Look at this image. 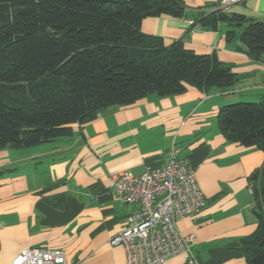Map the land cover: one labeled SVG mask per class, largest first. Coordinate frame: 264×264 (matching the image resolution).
<instances>
[{"label":"crops","instance_id":"obj_1","mask_svg":"<svg viewBox=\"0 0 264 264\" xmlns=\"http://www.w3.org/2000/svg\"><path fill=\"white\" fill-rule=\"evenodd\" d=\"M218 1L183 0L185 16H147L140 29L168 44L191 28L184 46L214 52L237 73L233 86L152 94L74 123L68 135L0 149V264L28 247L61 248L68 264H126L123 247L109 239L138 207L116 197L113 179L164 166L172 145L193 167L206 205L176 222L182 235L195 237L190 252L162 264H247L240 241L257 225L247 182L264 151L226 139L216 113L229 102L264 99V64L248 57L238 33L226 40V22L190 27L187 19ZM226 11L264 21V0H237Z\"/></svg>","mask_w":264,"mask_h":264},{"label":"trees","instance_id":"obj_2","mask_svg":"<svg viewBox=\"0 0 264 264\" xmlns=\"http://www.w3.org/2000/svg\"><path fill=\"white\" fill-rule=\"evenodd\" d=\"M216 5L190 27L227 23L243 51L264 64V21ZM183 0H0V149L23 148L72 132L103 109L187 85L226 89L238 75L214 52L144 33L147 16L182 17ZM216 125L228 140L264 151V99L221 105ZM255 230L241 238L247 264H264V161L249 176Z\"/></svg>","mask_w":264,"mask_h":264},{"label":"built area","instance_id":"obj_3","mask_svg":"<svg viewBox=\"0 0 264 264\" xmlns=\"http://www.w3.org/2000/svg\"><path fill=\"white\" fill-rule=\"evenodd\" d=\"M237 0H219L216 8L227 10ZM191 24L193 19H187ZM172 145L164 166L148 168L140 174L122 171L113 179V191L124 203L137 209L128 213L124 227L109 239L111 245H121L126 264H162L169 257L190 252L194 235H182L176 226L178 219L206 205L194 169L179 156ZM255 184L247 182L253 194ZM1 227V223H0ZM12 264H68L61 248L28 247L22 249Z\"/></svg>","mask_w":264,"mask_h":264},{"label":"rangeland","instance_id":"obj_4","mask_svg":"<svg viewBox=\"0 0 264 264\" xmlns=\"http://www.w3.org/2000/svg\"><path fill=\"white\" fill-rule=\"evenodd\" d=\"M233 102H237V101H233ZM229 103H231V102H229Z\"/></svg>","mask_w":264,"mask_h":264}]
</instances>
